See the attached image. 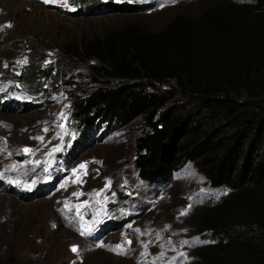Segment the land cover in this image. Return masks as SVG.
Masks as SVG:
<instances>
[{
  "label": "rangeland",
  "instance_id": "obj_1",
  "mask_svg": "<svg viewBox=\"0 0 264 264\" xmlns=\"http://www.w3.org/2000/svg\"><path fill=\"white\" fill-rule=\"evenodd\" d=\"M110 1L136 9L91 4L88 12L80 14L79 8L74 14L73 0L68 7L44 0L0 1V264H191L196 249L245 236L240 227L193 232L190 223L198 210L230 187L210 185L191 160L166 182L149 184L137 176L132 160L134 138L142 130L138 117L113 122L93 116L91 136L81 137L73 104L97 86L93 67L99 63L92 55L64 52L69 43L89 42L122 27L159 31L172 16H196L218 0ZM30 64L44 69L38 86L25 77ZM168 97L185 103L173 91ZM237 129L229 126L214 136H235ZM246 144L241 137L236 149ZM258 144L251 143L253 157Z\"/></svg>",
  "mask_w": 264,
  "mask_h": 264
},
{
  "label": "trees",
  "instance_id": "obj_2",
  "mask_svg": "<svg viewBox=\"0 0 264 264\" xmlns=\"http://www.w3.org/2000/svg\"><path fill=\"white\" fill-rule=\"evenodd\" d=\"M73 1L80 14L91 4L136 9L126 1ZM93 40L64 46L66 55H92L99 63L93 67L97 86L73 104L81 137L91 136L93 116L113 122L138 117L142 130L132 163L142 181L166 182L191 160L210 185L230 187L190 224L194 233L240 227L245 236L196 249L191 264H264V0H218L196 16H172L159 31L127 26ZM43 71L30 64L24 74L38 86ZM172 91L185 103L169 100ZM229 126L239 128L235 136H214ZM241 137L247 144L236 149ZM255 140L261 146L253 157Z\"/></svg>",
  "mask_w": 264,
  "mask_h": 264
},
{
  "label": "snow or ice",
  "instance_id": "obj_3",
  "mask_svg": "<svg viewBox=\"0 0 264 264\" xmlns=\"http://www.w3.org/2000/svg\"><path fill=\"white\" fill-rule=\"evenodd\" d=\"M57 2H59V3H60L62 6H64V7H68V0H44V3H53V4H55V3H57ZM170 2H171V3H175L176 0H170ZM163 6H164L163 4L160 5V7H163ZM69 10H70V11H75L76 9H75V8H69ZM6 27H11V25L8 24V25H6ZM26 62H27V60L25 59L24 61H22V62H18V63H26ZM0 90H2V89H0ZM61 116L63 117V113L61 114ZM61 127H63V126L61 125ZM45 131H47V129H45ZM35 139H40V140H42L43 138H42V137H35ZM55 150L58 151L59 148H57V149H55ZM23 151H24L25 153H27V152H30L31 149L25 148V149H23ZM79 168H81V169H86V164H81V165L79 166ZM73 171L75 172L76 170H73ZM85 174H86V172H85ZM0 175H2V174H0ZM78 179H79V178H78ZM9 182L11 183V181H9ZM109 183H110V182H109ZM26 187H27L29 190L31 189V185H27ZM107 187H108V184L106 183L105 188H107ZM223 194L226 195L227 193L225 192V193H223ZM73 195H75V196H79V195H82V193H73ZM96 195L99 196L100 193L97 192ZM79 207H83V205L77 206V208H79ZM189 207H191V206H189ZM186 214H187V210H185V212H182V213H181V215H186ZM87 231L90 232L91 230L88 229ZM85 234H86L85 231H81V235H85ZM128 243H131V242L129 241ZM183 243H188V242L185 241V242H183ZM116 247H117V249H121V246H120V245H117ZM71 250H72L73 252H77V251H78V249H77L76 247H73ZM121 251H122V249H121ZM161 255H163V254H161ZM180 255L183 256L184 253H180Z\"/></svg>",
  "mask_w": 264,
  "mask_h": 264
},
{
  "label": "bare ground",
  "instance_id": "obj_4",
  "mask_svg": "<svg viewBox=\"0 0 264 264\" xmlns=\"http://www.w3.org/2000/svg\"><path fill=\"white\" fill-rule=\"evenodd\" d=\"M0 1H2V0H0ZM5 1V0H4Z\"/></svg>",
  "mask_w": 264,
  "mask_h": 264
}]
</instances>
